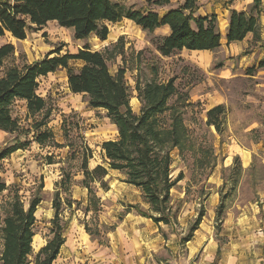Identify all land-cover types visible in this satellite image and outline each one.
<instances>
[{"label": "rangeland", "instance_id": "1", "mask_svg": "<svg viewBox=\"0 0 264 264\" xmlns=\"http://www.w3.org/2000/svg\"><path fill=\"white\" fill-rule=\"evenodd\" d=\"M111 2L127 9H145L144 0ZM217 23L219 29L222 20ZM104 25L108 36L103 42L95 35L82 41L74 40L71 30L59 28L55 23L27 32L23 41L6 34L0 38V46L11 44L14 52L3 61L0 75L9 68H21L40 61L54 50H60V56L73 55L87 45L104 55L113 75L118 70L124 71L133 112L140 108L134 91L137 80L146 82L154 78L165 83L173 79L176 94L168 105L175 106L179 98V106H182L179 110L193 151L189 147L183 152L175 150L172 153L173 175L180 172L183 175V180L171 191V206L177 210L178 217L174 228L163 227L164 238L169 240L167 250L162 252L152 246L155 249L152 254L160 260L168 258L167 264H205L207 258L212 264H221L229 258L238 262L240 255H247V262L253 261L248 253L256 248L254 227L264 208V74L261 73L264 70H259L255 61H228L225 52L219 50L211 54L183 50L164 58L156 50L162 33L143 32L127 20ZM226 62L233 68L225 66ZM70 66L78 65L70 63ZM250 69L253 73L248 76ZM37 95L46 103L41 113L29 116L21 101H15L10 109L23 132H29L27 136L20 135L18 140L28 141L29 146L0 162V181L7 187L0 194V253L2 221L15 197L24 209L34 198L40 199L34 228L37 238L34 241H37L33 245V252L37 253L36 243L46 241L51 230V204L56 183L62 175H70L69 192L61 198L77 200L81 190L75 193L73 186L81 189V147L86 145L91 150L88 168L93 169L103 165L101 144L117 137L115 127L105 118L104 112L89 109L84 96L69 92L64 70L39 78ZM218 105L225 108L220 132L205 123L206 112ZM168 116L166 113L163 120ZM44 117H47L45 127L52 133V140L39 145L33 142V124ZM15 138L16 135L0 131V151L13 145ZM58 144L64 148H56ZM48 158L51 164H48ZM237 165L242 172L231 191V176ZM105 180L109 187L107 192L97 184L92 185L100 199L97 212L85 216V207L73 204L71 213L75 215L78 209L77 222L86 224L92 232L99 230V241L107 245V231L124 221L127 206L146 207L134 189L122 182L121 175L110 173ZM63 210L64 205L60 215L67 218L69 213L65 211V215ZM130 213L136 216L134 210ZM200 214L203 217L195 234L202 243H208V249L203 246L194 251L190 245L179 241L187 236ZM158 234L162 233L158 231Z\"/></svg>", "mask_w": 264, "mask_h": 264}, {"label": "trees", "instance_id": "2", "mask_svg": "<svg viewBox=\"0 0 264 264\" xmlns=\"http://www.w3.org/2000/svg\"><path fill=\"white\" fill-rule=\"evenodd\" d=\"M235 0H229L230 5ZM263 0H252L247 12L229 11L225 40L227 44L242 42L248 34L253 35V42L260 41L259 17ZM198 0H181V4L160 15L158 10L170 5V0H144L145 9H127L111 0H0V38L6 34L17 41L26 39L27 32L40 30L48 23H55L59 28L71 30L73 39L86 40L95 35L101 42L108 36L105 23L116 24L122 20L133 23L141 31L153 33L156 29L167 27L169 35L161 37L156 50L161 57L168 58L175 52H215L221 45V34L215 15L201 17L197 15ZM14 52L11 44L0 46V66ZM54 50L44 59L25 65L12 67L0 75V131L16 135L13 145L0 151V162L19 150H25L29 142H21L18 137L26 136L18 121L11 115V106L21 101L29 116L41 113L45 109V101L37 95L38 79L53 74L58 70L66 72L67 87L71 94L81 95L87 99L91 110L102 111L117 132L114 140L101 144L103 165L88 168L91 150L81 147L80 172L81 187L87 191V203L84 215L99 210V198L93 192L92 185L107 192L110 173L122 176V182L140 193L143 205H129L127 213L134 210L137 215L151 220L157 226L174 228L178 212L171 206V191L183 180L182 173L173 175L172 153L183 152L193 146L189 143L188 131L180 113L179 98L175 106L170 107L168 101L176 94L174 80L165 83L154 78L146 82L136 81L134 91L140 104L138 112L130 106V92L124 79V71L118 70L114 75L110 72L104 55L84 46L76 54L59 55ZM70 63L77 64L71 67ZM257 68L264 70V61ZM253 70L247 71L251 76ZM169 113L167 119L163 116ZM33 124V142L43 145L52 140V133L45 127V120ZM225 120V108L222 105L206 112V125L220 132ZM45 128V130H42ZM24 135V136H25ZM58 149L64 146L58 144ZM238 162V158H235ZM48 164L51 159L48 158ZM242 172L237 165L231 176V191L235 189ZM71 186L70 175H62L56 183L52 200L54 212L51 220L50 238L36 253H33L32 242L35 236V212L40 204L34 198L24 209L20 200L10 203L7 215L2 221V250L0 264H55L61 247L65 243L64 233L67 221L60 217L62 205L71 209L73 204L80 203L64 198ZM7 187L0 181V194ZM203 214L199 215L194 226L186 237L187 243L200 224ZM84 230L94 239L101 232H92L86 224ZM111 230H108L109 232Z\"/></svg>", "mask_w": 264, "mask_h": 264}, {"label": "crops", "instance_id": "3", "mask_svg": "<svg viewBox=\"0 0 264 264\" xmlns=\"http://www.w3.org/2000/svg\"><path fill=\"white\" fill-rule=\"evenodd\" d=\"M228 1L229 0H198L197 15L201 17L215 15L217 17V22L220 19L222 20L219 28L221 45L216 51L219 50L223 53L225 52L226 60L229 61L230 59H235L236 61L239 60L241 62H244L245 60H247V62L255 61L256 66H258L261 61H264V0L261 4L259 17L260 41L253 42V35L248 34L242 42L231 44H227L225 40L229 11L247 12L252 5V0H235L230 5L227 4ZM180 4L181 0H170V5L159 9L158 12L160 15H163L169 10L177 8ZM154 33H162L161 37H166L169 35V29L167 27H161L156 29ZM196 53L211 54L214 52ZM228 65V62H226L225 66ZM261 73L264 74V71ZM22 151L23 150H19L16 153ZM73 189L75 190V193L81 190L77 200H73V202L80 203V206L85 207L87 203V191L82 187L80 189L78 186H73ZM134 191L139 197H141L138 191L135 189ZM75 197L76 196H74L73 199H76ZM65 211L69 213L67 218H62L60 215L61 219L67 221V228L64 233L65 243L61 247L55 264H151V262L152 264H167L169 262L168 258L160 260L155 257V254H152L155 250L152 246H156L155 248L162 252L167 250L169 240L164 238L165 232L163 230V227L166 226H157L151 220L143 218L137 214L136 216H133L130 213L131 210L126 213L123 222L119 223V225H117L112 231L107 232L106 239L109 242L107 245H104L99 241V238L94 239L87 234L84 230L83 224L77 222L76 215L79 212L78 209L75 211V215L71 213L72 208H65L63 212ZM261 213V217L256 218L258 222L254 227V230L257 232H255L254 235V245L256 248L254 247L252 253H248V257H252L253 261L247 262L245 260L247 255L245 257L240 255L238 257V262H235V259L233 258H229L225 262H221V264H264V208H262ZM36 214L37 210L34 215L35 219H37ZM64 214L66 215V212ZM158 231L162 234H158ZM195 232L190 241L184 244L190 245L194 251L197 248L201 249L203 246L204 249L207 250L208 243H202ZM151 234L154 235L153 238H151ZM35 238L36 235L33 237L32 250L34 243L37 241H34ZM49 238L50 234L47 240ZM171 238L174 239L173 236H171ZM47 240L36 243L37 252L46 244ZM179 242H181V240ZM257 247H259V249H257ZM212 263L213 262H211L210 258H207L205 264Z\"/></svg>", "mask_w": 264, "mask_h": 264}]
</instances>
